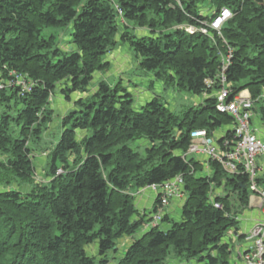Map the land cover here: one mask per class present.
Segmentation results:
<instances>
[{
    "label": "trees",
    "instance_id": "trees-1",
    "mask_svg": "<svg viewBox=\"0 0 264 264\" xmlns=\"http://www.w3.org/2000/svg\"><path fill=\"white\" fill-rule=\"evenodd\" d=\"M222 7L232 15L217 32L207 23ZM66 28L72 46L62 48ZM121 40L164 89L206 97L195 106L169 108L157 96L136 106L120 82L98 79L91 89ZM221 73L231 97L248 91L264 124V0H0V182L8 185L0 189V264H228L224 238L248 205V176L212 160L205 174L200 159L183 155L190 131L233 124L215 106ZM54 94L71 106L59 138L41 143ZM34 150L45 154L42 174ZM178 174L184 195L169 202L180 217L165 212L163 225L147 226L162 192L152 215L138 209L134 192ZM256 184L264 189V168Z\"/></svg>",
    "mask_w": 264,
    "mask_h": 264
},
{
    "label": "built area",
    "instance_id": "built-area-1",
    "mask_svg": "<svg viewBox=\"0 0 264 264\" xmlns=\"http://www.w3.org/2000/svg\"><path fill=\"white\" fill-rule=\"evenodd\" d=\"M232 13L227 7H222L207 23L208 27L220 31L222 25L231 17ZM186 30L193 32L194 27L188 26ZM202 32H206L205 28H199ZM230 55V54H229ZM229 55H225L223 63L226 65ZM16 83L21 87V91H29L28 82L20 76L14 75ZM220 81V87L214 93L216 97V109L219 112L229 114L233 119L232 137L230 139L223 138L218 143L213 139L212 134L204 129H194L190 131V143L184 156L194 155L195 158H205V161H217L221 167L229 174L243 172L248 176L249 189L251 195L259 197V208L261 218L243 235L246 242L243 251L238 253L241 264H264V189L259 188L256 184V178L262 167L256 158L264 156V141L256 134V128L252 127V100L249 94L241 91L231 97V88L226 84V78L223 73L217 76ZM207 88H213L215 84L214 78H206L204 81ZM3 85L0 83V89ZM231 97V98H230ZM219 137V138H220ZM208 164L204 169L207 170ZM150 189L158 194L162 192L160 197L162 207L167 206L170 198H182L183 178L181 174L165 181L162 184H151L145 189ZM222 192H217V195ZM250 195V196H251ZM213 197V195H211ZM217 208H222V204L213 202ZM162 207H159L156 214L147 226H155L161 219Z\"/></svg>",
    "mask_w": 264,
    "mask_h": 264
},
{
    "label": "rangeland",
    "instance_id": "rangeland-1",
    "mask_svg": "<svg viewBox=\"0 0 264 264\" xmlns=\"http://www.w3.org/2000/svg\"><path fill=\"white\" fill-rule=\"evenodd\" d=\"M133 25L134 24L129 23L130 27H128V30L130 32H136V30L133 29ZM68 32V28L65 29V33L61 31L58 32L57 40L62 48H69L72 46V44H70V37L68 36ZM106 59L111 62V66L107 70L95 74L94 79L91 81L90 84L91 89L95 85V81L98 79L105 80L111 85L115 84L116 82H120L122 86H124L128 91H130L134 95V105L136 106L155 96H157L161 102L169 105V108H177L181 105L195 106L198 105V103L201 102L204 97H206V95L204 94L195 95L185 91H181L177 88L164 89L163 83L159 79H156L151 72H146L138 67V60L134 55L132 47L127 41H118L117 45L112 50V52L106 56L105 60ZM75 96L76 93L71 95V97L73 98ZM48 106H50L54 111L53 121L48 125L46 132L43 134L41 143H53L59 138L61 133L59 119L60 116L63 115L68 109L67 106H71V102H67L65 98H63L59 94H54L50 97V103ZM256 124L261 125V127L263 128L262 134L264 135V124L261 122L257 111L253 114L252 117V127L256 128L255 132L256 134H258L259 132L257 131H259V128L258 126H256ZM232 127L233 124L231 126H222L218 128L212 134L213 139H218L220 135H223L228 128ZM33 153L35 154L34 160L37 163L36 172L41 173V165L45 161V154H40L36 150H34ZM191 156L194 157V155H189L188 157ZM256 160L258 161V163L263 164L264 156H259L258 158H256ZM202 173L206 174V172L204 171ZM15 184L17 183L12 181V186H16L19 189L28 188V185L25 183H22L19 186H17L18 184ZM6 187H8V185H6L5 182H0V189H5ZM139 191L134 192L136 206L139 210L145 209L147 215H152V204L157 193L151 191L150 189L142 190L140 192ZM165 212L168 213L174 219H178L180 217V207L175 203L174 199L170 200L168 205L164 208V212L162 213V215ZM158 224L163 225L164 223L159 221ZM145 228L149 227L145 226ZM231 247L232 252L228 256V264H238V261H236V247L233 246V244L231 245ZM167 264H178V262L176 260H170L169 262H167ZM191 264H194V262Z\"/></svg>",
    "mask_w": 264,
    "mask_h": 264
},
{
    "label": "crops",
    "instance_id": "crops-1",
    "mask_svg": "<svg viewBox=\"0 0 264 264\" xmlns=\"http://www.w3.org/2000/svg\"><path fill=\"white\" fill-rule=\"evenodd\" d=\"M245 94H249L247 92V90L244 91ZM67 108H69L67 106ZM256 126H258L259 128V132L258 133V137L264 141V135L262 134V130L263 128L261 127V125L256 124ZM200 159V161L203 163L202 166L206 165L205 162V158L201 157L198 158ZM259 165L262 167V169L264 168V163H259ZM208 167V166H207ZM205 167H203L202 172H206V174L209 173V168L204 169ZM217 192H221V190H217ZM142 199V198H141ZM178 205V204H177ZM179 206V205H178ZM261 218V213H260V208H259V197L258 196H249L248 199V205L243 208L240 213H238V217H237V221H238V229L235 230H231L228 231L224 241L230 243V245L233 244V246L236 247L237 250V257H236V261H238V264H240V259L238 257V253L243 251L246 242H244L243 236L250 228L251 226H253L259 219Z\"/></svg>",
    "mask_w": 264,
    "mask_h": 264
}]
</instances>
